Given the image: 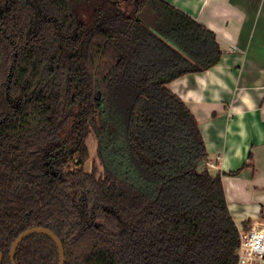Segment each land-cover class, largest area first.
Segmentation results:
<instances>
[{
  "label": "trees",
  "instance_id": "16d2710c",
  "mask_svg": "<svg viewBox=\"0 0 264 264\" xmlns=\"http://www.w3.org/2000/svg\"><path fill=\"white\" fill-rule=\"evenodd\" d=\"M217 36L164 0H0V264L45 227L64 264H236L224 174L167 88ZM93 133L101 171H85ZM15 264H58L32 234Z\"/></svg>",
  "mask_w": 264,
  "mask_h": 264
},
{
  "label": "crops",
  "instance_id": "0c3cea01",
  "mask_svg": "<svg viewBox=\"0 0 264 264\" xmlns=\"http://www.w3.org/2000/svg\"><path fill=\"white\" fill-rule=\"evenodd\" d=\"M214 32L223 54L167 88L195 116L238 228L264 229V0H164Z\"/></svg>",
  "mask_w": 264,
  "mask_h": 264
},
{
  "label": "built area",
  "instance_id": "2783aa9c",
  "mask_svg": "<svg viewBox=\"0 0 264 264\" xmlns=\"http://www.w3.org/2000/svg\"><path fill=\"white\" fill-rule=\"evenodd\" d=\"M236 264H264V229L239 231Z\"/></svg>",
  "mask_w": 264,
  "mask_h": 264
},
{
  "label": "water",
  "instance_id": "95a60500",
  "mask_svg": "<svg viewBox=\"0 0 264 264\" xmlns=\"http://www.w3.org/2000/svg\"><path fill=\"white\" fill-rule=\"evenodd\" d=\"M46 234L48 235L52 241L55 243L57 250H58V254H59V262L58 264H64L65 262V253H64V249L62 246L61 241L59 240V238L49 229L45 228V227H31L26 229L25 231L21 232L13 241V243L11 244L10 250H9V257H10V262L11 264H15L14 262V257H15V252L16 249L19 245V243L26 237L32 235V234ZM3 259V254L0 252V263Z\"/></svg>",
  "mask_w": 264,
  "mask_h": 264
},
{
  "label": "rangeland",
  "instance_id": "374dc122",
  "mask_svg": "<svg viewBox=\"0 0 264 264\" xmlns=\"http://www.w3.org/2000/svg\"><path fill=\"white\" fill-rule=\"evenodd\" d=\"M85 143L88 147V159L85 162L83 168L85 171H90L92 167H96L98 171H101V166L99 165L96 157H95V146L96 140L93 133H89L85 139Z\"/></svg>",
  "mask_w": 264,
  "mask_h": 264
}]
</instances>
